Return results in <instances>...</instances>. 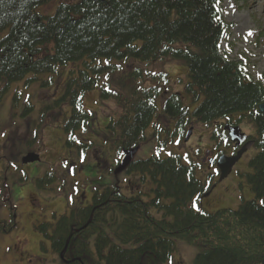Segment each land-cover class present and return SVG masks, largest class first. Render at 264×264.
Masks as SVG:
<instances>
[{
  "label": "trees",
  "instance_id": "16d2710c",
  "mask_svg": "<svg viewBox=\"0 0 264 264\" xmlns=\"http://www.w3.org/2000/svg\"><path fill=\"white\" fill-rule=\"evenodd\" d=\"M51 1L0 0V119L13 120L22 107L23 119L37 123V112L43 120L63 109L65 149L99 157L93 143L75 138L95 119L83 100L98 89L117 109L107 129L118 131V160L123 150L153 144L159 132L183 140L190 125L237 115L255 130L257 150L243 176L252 199L214 213L197 204L211 186L204 182L207 168L196 177L180 155L138 160L126 170L127 197L108 188L36 228L51 253L61 264H168L183 242L196 250L193 264H264V112L258 111L264 84L221 52L227 33L221 0H58L52 17L35 12ZM156 66L161 69L144 73ZM183 74L181 91L170 77ZM116 80L130 82L125 93L113 90ZM136 176L154 184L151 193L136 194ZM53 181L45 174L37 188L45 192L43 184ZM5 188L0 198L8 203ZM1 226L0 233L7 231Z\"/></svg>",
  "mask_w": 264,
  "mask_h": 264
},
{
  "label": "rangeland",
  "instance_id": "374dc122",
  "mask_svg": "<svg viewBox=\"0 0 264 264\" xmlns=\"http://www.w3.org/2000/svg\"><path fill=\"white\" fill-rule=\"evenodd\" d=\"M57 5L58 0H52L38 6L35 12L41 16L52 17ZM221 7L222 17L227 22V33L220 45L221 51L230 60L242 62L255 81L264 83V0H222ZM249 32L252 34L249 35ZM160 69L158 66L151 67L150 71L144 69V73L157 72ZM175 78L176 75L171 76V82L182 91L188 79L185 74L179 79ZM116 81L120 86H113V90L125 93L121 88L130 82ZM39 87L42 88L40 85ZM185 105L191 111L197 108L196 104L189 102ZM83 108L94 113L95 119L87 124L85 132H78L75 138L84 144L93 143V148L100 151L99 157L96 152L91 155L90 149H65L61 127L67 111L63 109L50 116L44 113L46 116L43 120L37 112V123L36 119H23L22 107L13 111V120L9 117L0 119L1 131L4 133L1 135L0 131V191L5 186L2 196L5 195L8 199L7 203L0 198V221L8 225L10 219L16 222L14 229L8 226L11 228L9 233L0 234V264H61L51 253L49 242L36 228L44 223L54 224L53 218L66 214L69 208L87 206L95 193H101L108 188L118 187L123 195H129L127 187H124L131 179V174L124 171L115 175L118 165L117 141L120 137L118 131L111 132L107 129L108 122L116 118L115 104L112 101H103L100 90L96 89L86 95ZM189 127H192L193 133L188 143L184 139L174 138L172 135L167 137L159 132L157 137L160 138L154 137L153 144L150 141L143 143L135 161L154 155L160 158L180 155L184 158L185 165H192L196 169L197 177L199 170L206 169L205 164L198 163L202 152L214 143L211 140L212 127L200 124ZM169 128L171 131L172 125ZM242 129L246 134H254L245 123ZM151 133L150 127L146 131L147 137ZM160 141L166 142L165 145ZM256 152L252 146L246 156L233 167L228 177L219 182L211 195L205 198V204L201 205L203 209L211 213L222 208L235 210L242 201L252 199L243 176L249 172L247 161ZM28 154L38 155L40 161L24 166L21 161ZM90 155L98 157V160H93ZM45 174L51 175L54 181L43 184L42 190L45 192H41L37 188L36 180ZM136 177L141 185L136 194L151 193L154 184L148 178L141 180L139 176ZM195 256V249L179 242L170 264H193Z\"/></svg>",
  "mask_w": 264,
  "mask_h": 264
},
{
  "label": "water",
  "instance_id": "95a60500",
  "mask_svg": "<svg viewBox=\"0 0 264 264\" xmlns=\"http://www.w3.org/2000/svg\"><path fill=\"white\" fill-rule=\"evenodd\" d=\"M259 110L260 111H264V104L259 106ZM229 137L232 139V141L236 142L237 146H240L242 143H244L246 136L241 134L239 128H232L229 129ZM192 134V128L189 129V131L187 132L186 138H185V142H187L190 138ZM252 142L247 143L245 146L242 147V149L237 153L236 156L234 157H220L217 161V168L219 169L220 172V176L218 179V182L223 181L225 178L228 177V175L231 173L233 166L241 159L242 154L251 147ZM138 151V149H133L127 152H124V155L122 157V159L120 160L119 166L116 170V173L121 172L122 170H124L129 163L132 161L133 157L135 156L136 152ZM39 157L37 155L34 154H29L28 156L24 157L22 162L24 164L27 163H33V162H38ZM215 186H213L211 189H213ZM209 195L206 194L204 195L205 197Z\"/></svg>",
  "mask_w": 264,
  "mask_h": 264
},
{
  "label": "flooded vegetation",
  "instance_id": "af4514ba",
  "mask_svg": "<svg viewBox=\"0 0 264 264\" xmlns=\"http://www.w3.org/2000/svg\"><path fill=\"white\" fill-rule=\"evenodd\" d=\"M227 121H228L231 125L226 126ZM227 121L220 122L219 124L216 125V127H220L222 124H223V128H224V129H225L226 127H231V126H233V127H240V129L242 130V133H244V131H243V129H242V125H241L242 123H241V124H238L239 121H242V117H241V116L229 117V119H228ZM245 134H246V133H245ZM246 135L249 137L247 141L254 142L253 140H251V137L253 136V134H251V135L246 134ZM234 149L237 150V152H236L233 156H235V155L239 152V150H240L241 148L236 149L235 145L232 144L231 146H229V147H227L226 149L223 150V149H221V148L218 149V147H217L216 145H214V146L209 147V148H206V150H204L203 155H202V156H203V157H202V160H204V156H205L206 161H208L210 158H211V159H214V161H215V158H216L217 156H221L223 153H225V154H227V155H230V154L233 153ZM250 150H251V149H249V150H248L245 154H243L242 156H243V157L246 156V154H247ZM214 161H212L213 164L211 165V167L207 166V170L210 171L209 174L206 175L207 177H208V176H211V175H214V174L217 172V170H216V163H214ZM212 185H213V184H212ZM212 185H211V187H212ZM211 193H212V192H211Z\"/></svg>",
  "mask_w": 264,
  "mask_h": 264
},
{
  "label": "snow or ice",
  "instance_id": "6c2138e0",
  "mask_svg": "<svg viewBox=\"0 0 264 264\" xmlns=\"http://www.w3.org/2000/svg\"><path fill=\"white\" fill-rule=\"evenodd\" d=\"M217 3H219V0H217ZM234 7V6H233ZM252 33L249 32V35H251ZM261 203H264V201H261ZM193 207H195V204H193Z\"/></svg>",
  "mask_w": 264,
  "mask_h": 264
},
{
  "label": "bare ground",
  "instance_id": "6f19581e",
  "mask_svg": "<svg viewBox=\"0 0 264 264\" xmlns=\"http://www.w3.org/2000/svg\"><path fill=\"white\" fill-rule=\"evenodd\" d=\"M2 233H9V231H3Z\"/></svg>",
  "mask_w": 264,
  "mask_h": 264
}]
</instances>
